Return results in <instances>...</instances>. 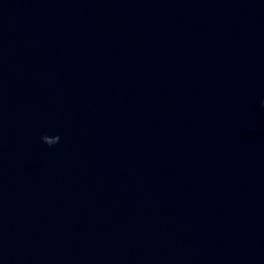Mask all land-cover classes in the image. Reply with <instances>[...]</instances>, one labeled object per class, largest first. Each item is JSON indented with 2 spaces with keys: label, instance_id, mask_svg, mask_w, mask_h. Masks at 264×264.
<instances>
[{
  "label": "water",
  "instance_id": "1",
  "mask_svg": "<svg viewBox=\"0 0 264 264\" xmlns=\"http://www.w3.org/2000/svg\"><path fill=\"white\" fill-rule=\"evenodd\" d=\"M264 0H0V264H264Z\"/></svg>",
  "mask_w": 264,
  "mask_h": 264
},
{
  "label": "clouds",
  "instance_id": "2",
  "mask_svg": "<svg viewBox=\"0 0 264 264\" xmlns=\"http://www.w3.org/2000/svg\"><path fill=\"white\" fill-rule=\"evenodd\" d=\"M262 104H264V101H262Z\"/></svg>",
  "mask_w": 264,
  "mask_h": 264
}]
</instances>
